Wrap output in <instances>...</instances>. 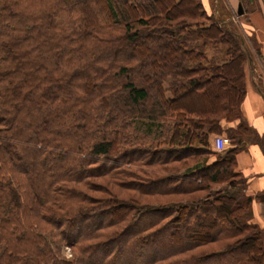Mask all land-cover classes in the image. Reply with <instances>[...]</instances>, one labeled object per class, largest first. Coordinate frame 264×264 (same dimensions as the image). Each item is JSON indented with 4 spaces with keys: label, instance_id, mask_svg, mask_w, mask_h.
I'll return each mask as SVG.
<instances>
[{
    "label": "trees",
    "instance_id": "trees-1",
    "mask_svg": "<svg viewBox=\"0 0 264 264\" xmlns=\"http://www.w3.org/2000/svg\"><path fill=\"white\" fill-rule=\"evenodd\" d=\"M0 4V264H91L98 251L96 264H264L254 196L235 169L253 129L241 113L250 51L232 12L220 19L202 0ZM106 27L121 29L114 45ZM138 67L140 80L131 73ZM90 80L105 93L79 94ZM65 116L68 126L52 128ZM135 118L168 121L165 147L131 143L127 135L139 133ZM224 118L240 123L223 129ZM223 131L231 145L217 150L212 136ZM20 139L38 143L31 165L20 162L29 152ZM113 152V164L100 163ZM49 158L74 166L57 171ZM172 161L189 164L170 170ZM137 162L142 172L131 167ZM101 176L133 194L119 196L92 180ZM213 182L224 184L214 190ZM201 229L209 231L202 236ZM214 241L224 244L195 251ZM63 243L76 247L74 259L61 255ZM152 244L160 250L135 261Z\"/></svg>",
    "mask_w": 264,
    "mask_h": 264
},
{
    "label": "crops",
    "instance_id": "crops-1",
    "mask_svg": "<svg viewBox=\"0 0 264 264\" xmlns=\"http://www.w3.org/2000/svg\"><path fill=\"white\" fill-rule=\"evenodd\" d=\"M215 1V2H214ZM208 11L220 19L228 14L237 13L238 21L248 29L243 34L249 47V58L246 63V93L241 102L243 119L252 127L253 133L244 140V148L236 154V166L247 179L246 192L254 196L252 201V221L263 229L264 239V200L257 194L264 193V8L261 0H202ZM241 5L243 11L238 13ZM227 11V12H226ZM231 13V14H232ZM253 36L256 43L248 41ZM240 118L222 119L223 129L235 128ZM224 132V131H223ZM212 136V145H213ZM231 143L227 146L229 147ZM214 147V145H213ZM226 147V148H227ZM215 148V147H214ZM225 148V149H226ZM224 150V149H223ZM213 158L208 159V163Z\"/></svg>",
    "mask_w": 264,
    "mask_h": 264
},
{
    "label": "rangeland",
    "instance_id": "rangeland-1",
    "mask_svg": "<svg viewBox=\"0 0 264 264\" xmlns=\"http://www.w3.org/2000/svg\"><path fill=\"white\" fill-rule=\"evenodd\" d=\"M262 1V7L264 8V0H261ZM5 3V0H0V3ZM0 6H1V4H0ZM15 22H16V18H15ZM17 23H18V25L19 26H23V29H26L25 27H27L26 26V22H25V19H23L21 16H20V21H17ZM237 24H238V27H239V29L242 31V33L244 34V33H246L245 32V30L246 29H248L247 28V26L244 24V23H242V22H240V21H238L237 20ZM25 26V27H24ZM18 27V26H17ZM22 28V27H21ZM107 29H108V31L110 32V36H111V43H110V45H114L115 44V41H117L116 39H115V37H119V36H121V34H119V33H121V29H119V28H117V29H113V30H111V29H109V27H106ZM27 30V29H26ZM141 39H139L138 41H140ZM247 40V39H246ZM136 44V43H135ZM109 49V48H108ZM109 50H111V49H109ZM96 52V50H94V52L93 51H91V53L90 54H93V53H95ZM110 54H109V59H110V61H111V59L113 60V59H115V56H112L111 57V53L112 52H109ZM90 58H91V56H90ZM90 58L88 59V60H90ZM82 62V61H81ZM94 64H92V66H93ZM97 65H98V63H97ZM54 66H55V64H54ZM70 67H76V66H78V63H76V64H73L72 65V63H70V65H69ZM141 67H138L137 69H133V70H131V73L133 72V73H135V77H137V78H139L138 80H140V79H142V76L139 74V72H138V70L140 69ZM137 70V71H136ZM117 71H118V69H117ZM141 74L145 71V68H142L141 70ZM137 72V73H136ZM144 74V73H143ZM125 77V76H124ZM123 80V79H122ZM94 80H90V81H88V83H87V86L86 87H81L80 85L78 86V88H77V92L80 94V93H82L83 95H88V94H90V92L91 91H93L95 88H97V91H100L101 89H103L102 87H99L100 86V84L98 85L97 83H94ZM137 84H140V85H144L142 82H139V83H137ZM72 88V87H71ZM65 89V88H64ZM63 89V90H64ZM67 89V88H66ZM76 90V89H75ZM102 91V93L104 94L105 93V91H103V90H101ZM66 93L68 92V94L69 95H72V93L74 92V88H72V93L67 89L66 91H65ZM63 95H64V93H63V91L61 92ZM118 98H120V97H118ZM95 99H97L98 100V98H95ZM112 100V99H111ZM200 101H203V99H201ZM115 103V100L113 99L112 100V102H111V104L112 103ZM102 112H108L107 110H105V111H102ZM109 114V113H108ZM50 120V119H49ZM48 120V122L50 123V121ZM135 120H138V121H136L135 122V124H137V127H138V129H137V131L140 133H138L136 136H135V131H134V133H133V131L131 130V132H130V134L129 135H127V139L128 140H130V142L131 143H140V145H142V146H145V147H150L151 149H157V148H162V147H165V146H162L163 144H162V140L165 138V136L167 135V134H164V135H162L161 133H165V131H166V126H169V122L168 121H163V124H162V126H161V123L160 122H151V121H144V120H141V118H135ZM72 120H71V118L70 117H68V116H65V117H63L62 119L60 118V119H55V120H53V127L52 128H55V129H59L60 127H64V126H68L69 124H70V122H71ZM148 123H151V125L149 126L148 125ZM67 128V127H66ZM147 129L148 130H151V131H147ZM52 129H50V131H51ZM141 132H143V133H147V134H143V133H141ZM222 133H224V134H227L226 132H222ZM222 133H220V134H222ZM39 134V133H38ZM120 135V134H119ZM119 135H118V141H119ZM122 136H120V138H121ZM6 140L8 141V136H7V138H6ZM5 140V141H6ZM6 141V142H7ZM10 141L12 142V140L10 139ZM122 141H123V143H125L126 141H125V139H124V137L122 138ZM16 143L18 144V145H20V144H26V145H24L25 147H27L28 148V151L29 152H27V156H24V157H27V158H22V159H20V162L23 164V165H26V166H28V165H31L32 164V162H33V158H31V157H29L30 155H31V152H33L34 153V148H35V146L36 145H38V143L37 144H34V143H32V140H18V141H16ZM13 145V144H12ZM160 145V146H159ZM162 146V147H161ZM60 150V149H59ZM115 153L116 152H113V153H111L109 156H106V157H104V156H102L101 158H100V163H107L108 165H110V164H113V162H112V158H113V156L115 155ZM110 157H112L111 159H110ZM48 164H50V166L52 165V164H54L53 165V168H54V166H58V167H56L57 169V171H60V169L62 170L64 167H65V165H67L68 167L70 166H74V164L72 163V161L71 160H69L68 162H67V164H66V160L65 161H56V159H53V158H49L48 160ZM188 163V162H187ZM187 163L185 162L184 163V161H177V162H168L167 164H168V167L170 168V170H174L175 168H184V167H186L187 166ZM189 164V163H188ZM67 166L65 167V168H67ZM131 167L132 168H134V169H136V170H138V169H141L140 168V165H139V163L137 162V163H134L133 165H131ZM157 167V166H156ZM147 168H149V169H152L150 166H148ZM142 169H144L145 170V166L144 167H142ZM139 171V170H138ZM139 172H142V171H139ZM112 175H113V173H111V174H109L108 175V177L109 178H112ZM116 176H121V175H116ZM23 177H25L26 178V176L25 175H23ZM108 177H106V176H101V177H98V178H93L92 180H94L95 182H100V183H103V184H106L107 183V185H109L112 189H110V190H112L113 192H119L120 193V195L119 196H122V197H124V196H126V197H128V196H130V195H132L133 193L130 191V190H121L119 187H118V185L117 184H115L112 180H111V182L110 181H108ZM125 177V176H124ZM224 183H222V182H213V183H210V187L211 188H213L214 190H216V189H220V188H222L223 186H221V185H223ZM210 189V188H209ZM209 189H205V190H198L197 192H196V195H198V196H205L208 192H209ZM27 191V190H26ZM89 192H91L92 193V195L94 194V195H96V196H98V197H101V196H103V194H101L99 191H95V190H89ZM187 197H189V196H187ZM168 199H170V198H168ZM144 200H146V201H148V200H150V199H148V198H146V199H144ZM152 202H154V201H157L156 200V198L155 199H153V200H151ZM217 229L215 228L213 231L212 230H210L211 232H214V231H216ZM83 231V230H82ZM204 231H209V230H207V229H204ZM203 231V229H201V231H199V232H197V234H201L202 236H203V234L205 235V233H203L204 232ZM162 239L164 240V242L167 244V246L168 247H171V245H170V243H167L166 241H165V239H166V237H164V236H162ZM51 245H52V247L54 248H52V247H50V249L52 250V252H55L56 250H55V246H56V244H55V242H52L51 241V243H50ZM224 244V242H222V241H214V242H212V243H206V244H204V245H202V246H199V247H197V249L195 250L197 253H200V254H203L205 251H209V250H215V249H219L222 245ZM59 248H60V251H61V255L62 256H64L67 260H72V259H74L75 257H76V251H77V249H76V247H73V246H70L69 244H65V243H63V244H60V246H58ZM157 247H156V245H154V244H152L150 247H148V248H146V249H144L142 252H140V251H138L135 255H137V258H136V260L135 261H138V260H143V258H142V254L144 253V252H146V251H149V254H150V252L151 251H153V249H156ZM158 250H160L159 248H157ZM100 254H101V252L100 251H98L97 253H96V260L94 261V262H91V264H96V263H100ZM199 254V255H200ZM199 261V263L198 264H206V263H204V261H205V259H199L198 260ZM209 262H211V261H209ZM208 264H222V262H214V263H208Z\"/></svg>",
    "mask_w": 264,
    "mask_h": 264
},
{
    "label": "built area",
    "instance_id": "built-area-1",
    "mask_svg": "<svg viewBox=\"0 0 264 264\" xmlns=\"http://www.w3.org/2000/svg\"><path fill=\"white\" fill-rule=\"evenodd\" d=\"M232 19L237 22L238 15L237 13H233L231 15ZM231 143V140L227 134H216L213 138V145L215 149L222 150L225 149L229 144Z\"/></svg>",
    "mask_w": 264,
    "mask_h": 264
},
{
    "label": "water",
    "instance_id": "water-1",
    "mask_svg": "<svg viewBox=\"0 0 264 264\" xmlns=\"http://www.w3.org/2000/svg\"><path fill=\"white\" fill-rule=\"evenodd\" d=\"M238 13H242V11H243V9H242V7H241V5H239V7H238Z\"/></svg>",
    "mask_w": 264,
    "mask_h": 264
}]
</instances>
